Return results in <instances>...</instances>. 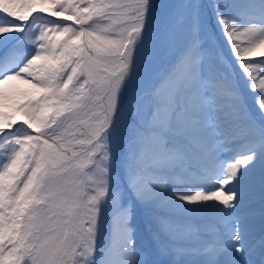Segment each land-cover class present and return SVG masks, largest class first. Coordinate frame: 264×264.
Instances as JSON below:
<instances>
[{
  "label": "snow or ice",
  "instance_id": "snow-or-ice-1",
  "mask_svg": "<svg viewBox=\"0 0 264 264\" xmlns=\"http://www.w3.org/2000/svg\"><path fill=\"white\" fill-rule=\"evenodd\" d=\"M0 264H264V0H0Z\"/></svg>",
  "mask_w": 264,
  "mask_h": 264
},
{
  "label": "rangeland",
  "instance_id": "rangeland-1",
  "mask_svg": "<svg viewBox=\"0 0 264 264\" xmlns=\"http://www.w3.org/2000/svg\"><path fill=\"white\" fill-rule=\"evenodd\" d=\"M199 2H207V0H199ZM43 6V5H42ZM3 111H11V109H9V108H4V109H2ZM16 120H19V121H21L22 120V117L19 115V114H16ZM227 162V161H226ZM225 162V163H226Z\"/></svg>",
  "mask_w": 264,
  "mask_h": 264
},
{
  "label": "trees",
  "instance_id": "trees-1",
  "mask_svg": "<svg viewBox=\"0 0 264 264\" xmlns=\"http://www.w3.org/2000/svg\"><path fill=\"white\" fill-rule=\"evenodd\" d=\"M160 0H157V3H159ZM176 2H179V0H176ZM202 3H207V2H202ZM39 7H42V5H38L37 6V10H39ZM45 15H47V13H45ZM17 122H19V120H16Z\"/></svg>",
  "mask_w": 264,
  "mask_h": 264
}]
</instances>
